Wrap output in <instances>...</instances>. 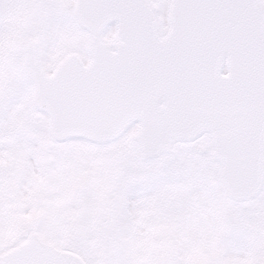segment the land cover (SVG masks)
<instances>
[{
    "label": "snow or ice",
    "instance_id": "6c2138e0",
    "mask_svg": "<svg viewBox=\"0 0 264 264\" xmlns=\"http://www.w3.org/2000/svg\"><path fill=\"white\" fill-rule=\"evenodd\" d=\"M0 264H264V0H0Z\"/></svg>",
    "mask_w": 264,
    "mask_h": 264
}]
</instances>
